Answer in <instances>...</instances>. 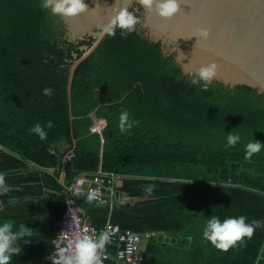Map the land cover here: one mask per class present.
<instances>
[{"label": "trees", "instance_id": "16d2710c", "mask_svg": "<svg viewBox=\"0 0 264 264\" xmlns=\"http://www.w3.org/2000/svg\"><path fill=\"white\" fill-rule=\"evenodd\" d=\"M40 5L0 0V184L7 188L0 189V222L11 220L18 231L14 218L38 216L46 206L47 216L59 219L72 181L101 166L120 174L119 191L136 199L112 207L85 196L77 202L99 231L107 218L141 235L163 231L142 241L140 264H264V149L245 155L253 139L264 143V92L216 80L202 91L137 24L127 36L107 34L77 66L70 122L68 70L78 47L90 42L68 41L60 16ZM45 88L53 94L45 96ZM125 110L138 124L121 133ZM92 113L106 121L101 136L90 130ZM48 121L45 140L29 131ZM228 132L241 137L234 147H226ZM62 137L76 140L63 185L58 171L43 170L56 161L51 148ZM211 216H245L261 226L222 252L202 238ZM22 255L10 264L33 263Z\"/></svg>", "mask_w": 264, "mask_h": 264}, {"label": "water", "instance_id": "95a60500", "mask_svg": "<svg viewBox=\"0 0 264 264\" xmlns=\"http://www.w3.org/2000/svg\"><path fill=\"white\" fill-rule=\"evenodd\" d=\"M88 10L65 19L67 40L81 44V55L73 54L68 70L67 93L69 119L71 83L77 66L101 43L104 31L115 9L127 7L137 14V31L152 43H159L164 55H170L183 74L193 66L215 63L217 75L213 80L232 88L246 85L264 92V0H179V11L163 19L154 10L144 8L139 0H84ZM207 29V38L200 37ZM182 53V54H181ZM93 121L98 119L91 114ZM103 121L102 119H99ZM106 124V122L104 121ZM69 146L65 137L51 148V158ZM57 162L53 163V167Z\"/></svg>", "mask_w": 264, "mask_h": 264}, {"label": "clouds", "instance_id": "9594fccd", "mask_svg": "<svg viewBox=\"0 0 264 264\" xmlns=\"http://www.w3.org/2000/svg\"><path fill=\"white\" fill-rule=\"evenodd\" d=\"M139 3L148 10H154L156 15L163 19L173 17L179 11V0H139ZM42 10H47L51 15L60 16L65 19L76 17L88 10L84 0H41ZM138 18L130 12L127 7L115 9L110 16L106 26L105 33L114 36L117 30L120 31L122 37L127 36L135 30L138 24ZM200 37L207 38V29H200ZM182 54V53H181ZM187 77L191 85L199 86L202 91H207L213 79L217 75V65L208 63L200 66H193L187 69ZM45 96H51L53 90L45 88L43 90ZM138 121L129 118V113L125 110L119 116V131L121 133L129 132ZM52 127V122L48 121L44 126L36 123L29 129L31 133L38 135L40 140L47 137L46 129ZM226 147H234L241 140L239 134L228 132L226 137ZM245 155L251 158L253 154L259 153L264 149V143L255 141L245 145ZM2 182V178H0ZM151 193L152 188L147 189ZM245 216L226 217L223 220L217 216H211L205 221L202 238L210 243L215 249L227 252L234 247L237 242L244 237H251L254 232V226H261L260 221L246 222ZM14 222L11 220L0 222V264H10L12 257L21 251L17 246L19 239L30 236L25 225H20L18 231H13ZM187 239L191 241L192 237ZM109 242V234L101 232L94 240L88 235H81L75 240L71 249L61 250L58 258L54 260V264H101L98 251Z\"/></svg>", "mask_w": 264, "mask_h": 264}, {"label": "built area", "instance_id": "2783aa9c", "mask_svg": "<svg viewBox=\"0 0 264 264\" xmlns=\"http://www.w3.org/2000/svg\"><path fill=\"white\" fill-rule=\"evenodd\" d=\"M73 157L74 153L71 152L66 160L70 161ZM121 178L120 174L98 166L95 171L83 172L72 181L64 201V209L55 222L56 233L50 242L51 253L46 259L47 264H54L61 250L71 249L81 235H88L95 240L101 232L109 234V242L98 251L101 264H108L112 260L115 264H140L142 241L150 236L162 235L163 231H151L141 235L131 229L121 228L109 218L99 231L77 203L79 196L90 198L96 205L110 207L136 199L119 191Z\"/></svg>", "mask_w": 264, "mask_h": 264}, {"label": "crops", "instance_id": "0c3cea01", "mask_svg": "<svg viewBox=\"0 0 264 264\" xmlns=\"http://www.w3.org/2000/svg\"><path fill=\"white\" fill-rule=\"evenodd\" d=\"M102 120H103V123L101 121H99V119L96 123L93 121V125H96L98 123H100V125H101V127L97 131V133H99L100 136L102 135L103 128L106 125L104 123L105 120L104 119H102ZM91 132H93V130H91ZM101 143H103V140H101ZM68 144H69V146L64 151L60 152V153H65L61 163L59 162V159H58V155L60 153H58L55 156L56 157L55 162H57V166L56 167L52 166L51 168L43 169L44 171H47L50 174L58 171L59 172V182L62 185L65 183L64 167L69 162L66 160V157L69 153H71L73 151V149L76 148V140L75 139H73L72 141L68 140ZM0 189L6 190L7 189L6 185L0 184ZM8 190H10V189H8ZM5 201H6V203H9L11 200H5ZM22 201H24V200H22ZM3 203H4V200L0 199V209L3 208L2 207ZM50 204H51V201L47 205L50 206ZM18 205L22 206L23 208L26 207V206L24 207V205L22 203H18ZM35 205H37V204H35ZM46 207H44L42 209L37 208L41 212V214L38 216L34 215V217L30 218V217L21 215V216H17V218H14L16 221L15 223H17L16 226L19 229H20V225H25V227H27V231L31 233L30 236H25V237L18 240V243L20 244V248H21V250H23V255L21 258H26L28 260V256L31 257L32 258L31 261H33V263H31V264H47L46 259L51 253L50 241L56 233L55 222H56V220H58V218L55 220V216H54V218L51 216H47V213L45 212V210H47ZM79 207H80V205H79ZM33 208H34V205H33ZM22 211H24V210H22ZM83 212H84V210H83ZM51 220H53V221L51 222ZM34 223H35V226L31 227ZM21 245H22V247H21Z\"/></svg>", "mask_w": 264, "mask_h": 264}, {"label": "rangeland", "instance_id": "374dc122", "mask_svg": "<svg viewBox=\"0 0 264 264\" xmlns=\"http://www.w3.org/2000/svg\"><path fill=\"white\" fill-rule=\"evenodd\" d=\"M91 128H92V129H91ZM91 128H90V130H93V133H97V130H98V129L95 127V125H92ZM83 172H89V171H83ZM83 172H81V173H83ZM81 173H80V174H81ZM80 174H79V175H80ZM227 182H231V180L228 179ZM68 188H69V187H68ZM94 204H95V203H94ZM84 214H85V213H84ZM107 220H108V218H107Z\"/></svg>", "mask_w": 264, "mask_h": 264}, {"label": "bare ground", "instance_id": "6f19581e", "mask_svg": "<svg viewBox=\"0 0 264 264\" xmlns=\"http://www.w3.org/2000/svg\"><path fill=\"white\" fill-rule=\"evenodd\" d=\"M121 191V190H120ZM128 203V202H127Z\"/></svg>", "mask_w": 264, "mask_h": 264}]
</instances>
